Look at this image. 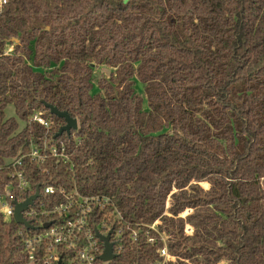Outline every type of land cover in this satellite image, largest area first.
<instances>
[{
  "label": "trees",
  "instance_id": "1",
  "mask_svg": "<svg viewBox=\"0 0 264 264\" xmlns=\"http://www.w3.org/2000/svg\"><path fill=\"white\" fill-rule=\"evenodd\" d=\"M97 65L112 71L91 94ZM44 103L77 128L54 137L65 121ZM35 112L51 118L47 136L71 162L29 165L31 186L110 197L123 235L109 264H154L164 242V264H264V0H9L0 195L6 162L43 141ZM28 232L0 215V264L21 262Z\"/></svg>",
  "mask_w": 264,
  "mask_h": 264
},
{
  "label": "built area",
  "instance_id": "2",
  "mask_svg": "<svg viewBox=\"0 0 264 264\" xmlns=\"http://www.w3.org/2000/svg\"><path fill=\"white\" fill-rule=\"evenodd\" d=\"M8 2L9 0H0V13ZM12 49L10 45L5 54ZM29 119L46 130L45 136L42 142L30 144L26 151L20 150L6 162L10 181L0 195V215L4 221H10L13 220L15 204L24 201L38 189V197L22 212L23 218L32 228H27L29 232L24 235L20 233L22 259L19 264H105L100 259L103 241L97 234L106 236L111 231L113 250L115 245L118 251L121 250L122 215L110 197L83 195L75 184L69 190L63 185L55 187L50 184L43 186L41 191L38 187L32 188L27 173L29 165L35 164L40 171L47 172L46 161H71L64 142H52V138L47 136L53 126L51 118L35 112ZM29 192L28 197H22ZM56 196L62 197L59 202H53ZM147 227L158 232L155 229L156 222ZM126 229L129 230L128 227ZM189 230L191 231L186 226L185 232ZM137 232L138 230L130 231L129 237L133 241L137 239ZM148 241L153 243V238L149 237ZM158 255L160 259L154 264H164L170 259L165 243L158 250Z\"/></svg>",
  "mask_w": 264,
  "mask_h": 264
},
{
  "label": "water",
  "instance_id": "3",
  "mask_svg": "<svg viewBox=\"0 0 264 264\" xmlns=\"http://www.w3.org/2000/svg\"><path fill=\"white\" fill-rule=\"evenodd\" d=\"M44 106L48 108L49 112L52 115H55L58 118H62L65 121V124L58 129L54 137L61 136L63 133L69 134L71 129L77 128V120L71 118L66 112L59 111L56 107L47 103H44ZM37 197H38V189H36L35 193L29 196L28 198H26L24 201L15 204L14 214H13V221L15 223L21 224L28 229L32 228L31 224L23 218L22 212L26 210L28 205L32 204L33 200L36 199ZM110 235H111V231H109L106 236L97 234L99 239L103 241L104 248L102 254L100 255V259L103 262H105V264H109V262L115 258V254L113 252V243L110 242ZM57 264H59V262Z\"/></svg>",
  "mask_w": 264,
  "mask_h": 264
},
{
  "label": "rangeland",
  "instance_id": "4",
  "mask_svg": "<svg viewBox=\"0 0 264 264\" xmlns=\"http://www.w3.org/2000/svg\"><path fill=\"white\" fill-rule=\"evenodd\" d=\"M7 48H9V46H7ZM35 71H38V72H41L43 71L42 68H38V67H33ZM112 71V69L110 67H106V66H103V65H97L95 68H94V72H93V87H92V90H91V94H96L99 92V89L97 87V81L100 79V78H108L110 72ZM136 80V79H135ZM134 88H135V91L141 95L143 97V109L144 110H147L148 109V106H147V101H146V98L143 94V89H142V85L139 81L136 80V83L134 85ZM4 113H5V116L6 118H9V117H15V112H14V107L12 105H8L5 110H4ZM23 126V122H20V127ZM202 187L204 188H207L208 185L206 183H202L201 184ZM187 212H185L184 214H186ZM188 228H190L189 226H187ZM155 229H157V225L155 227ZM191 229V228H190ZM185 231V229H184ZM187 235H191L192 234V229L191 231L189 230L188 232H185ZM165 243V242H164ZM218 264H226L225 261H221L219 262Z\"/></svg>",
  "mask_w": 264,
  "mask_h": 264
}]
</instances>
